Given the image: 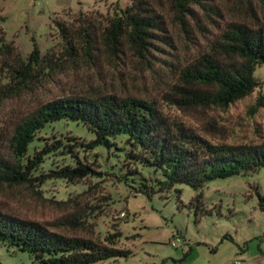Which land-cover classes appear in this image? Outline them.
<instances>
[{
  "label": "rangeland",
  "instance_id": "374dc122",
  "mask_svg": "<svg viewBox=\"0 0 264 264\" xmlns=\"http://www.w3.org/2000/svg\"><path fill=\"white\" fill-rule=\"evenodd\" d=\"M125 4V0H0V19H4L0 36L8 47L0 44V87L13 84L11 71L17 57L26 58L33 45L43 58L24 84L10 90L0 105V154H9L6 139L13 126L35 108L57 98L85 97L94 92L154 101L165 116L209 140L251 144L264 140L263 65L254 72L258 87L226 109L189 104L178 107L164 98L180 83L181 69L208 52L210 43L228 24L241 23L253 29L263 24L264 3L206 0L207 10L193 7L195 20L187 19V32L164 7L161 15L165 33L161 35L169 40L154 42L156 50H151L154 58L149 67L126 48L112 56L99 38L94 61L83 55L77 38L74 43L78 53L67 54L52 22L70 23L78 15L89 17L99 37L109 18ZM37 136L39 145L57 140L69 145L68 138L87 144L92 137L70 123L49 126ZM54 155L34 176L55 167L74 166L73 155L94 174L72 182L48 180L41 185L35 182L12 188L0 185L1 211L47 225L66 236L104 241L117 233L115 247L130 252L118 264H264V168L206 183L201 189L200 210H195L188 203L197 192L185 185H175L149 198L133 196L134 191L121 182L123 171L119 168L125 170L123 161L117 163L115 156L100 148L76 147ZM140 173L151 177L148 170ZM70 214L82 216L81 226L51 227ZM0 263L28 264L29 258L0 247Z\"/></svg>",
  "mask_w": 264,
  "mask_h": 264
},
{
  "label": "trees",
  "instance_id": "16d2710c",
  "mask_svg": "<svg viewBox=\"0 0 264 264\" xmlns=\"http://www.w3.org/2000/svg\"><path fill=\"white\" fill-rule=\"evenodd\" d=\"M125 1L100 30L99 37L96 24L89 17L78 15L70 23L52 22L67 54L78 53L74 43L77 38L83 55L94 61L99 38L112 56L116 57L126 48L149 67L150 59L154 58L151 50H156L154 42L169 40L161 35L165 33L161 15L164 7L186 32L187 19L195 20L193 7L207 10L206 0ZM258 1L264 3V0ZM3 21L1 18L0 22ZM3 41L1 35L0 46L8 50ZM42 61L35 45L26 58L17 57L11 71L13 84L0 87V105L10 90L24 84L31 69ZM262 65L264 23L254 29L230 23L218 39L210 43L208 52L199 54L181 69L180 83L172 86L170 94H165L164 98L178 107L189 104L226 109L258 87L254 72ZM59 123L79 126L91 134V140L82 144L68 138L69 145L60 140L39 145L37 134ZM57 136L60 137L59 132ZM6 142L9 154H0V185L12 188L31 186L35 182L41 185L48 180H82L94 173L81 164L76 155L70 156L74 166L55 167L37 177L34 173L56 152L76 147L100 148L107 155L115 156L117 163L123 161L125 170L119 168L123 171L121 182L134 191L133 196L143 194L149 198L154 193H166L175 185H185L197 192L188 203L195 210H200L201 189L206 183L264 168V140L255 144L209 140L180 121L165 116L154 101L99 92L85 97L57 98L40 105L13 126ZM143 169L148 170L151 177H143L140 173ZM82 223L81 215L70 214L57 219L51 227L76 228ZM118 237L114 233L104 241H97L66 236L47 225L0 210V247L27 254L28 264H118L130 255L128 250L115 247L114 240ZM223 239L231 240L227 236Z\"/></svg>",
  "mask_w": 264,
  "mask_h": 264
},
{
  "label": "built area",
  "instance_id": "2783aa9c",
  "mask_svg": "<svg viewBox=\"0 0 264 264\" xmlns=\"http://www.w3.org/2000/svg\"><path fill=\"white\" fill-rule=\"evenodd\" d=\"M120 216H123V214L120 213ZM170 246H171V247H174V243H171ZM235 264H237V261H235Z\"/></svg>",
  "mask_w": 264,
  "mask_h": 264
}]
</instances>
